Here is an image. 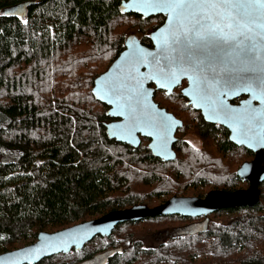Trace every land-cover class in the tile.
Returning <instances> with one entry per match:
<instances>
[{
	"label": "trees",
	"instance_id": "16d2710c",
	"mask_svg": "<svg viewBox=\"0 0 264 264\" xmlns=\"http://www.w3.org/2000/svg\"><path fill=\"white\" fill-rule=\"evenodd\" d=\"M121 3L0 0V254L112 211L204 198L212 183L211 191L249 186L237 171L252 154L227 132L214 150L178 145L170 162L144 145L109 139L107 106L94 97V81L133 31L151 46L148 34L163 22L124 15ZM200 132L203 142L219 134L212 127ZM10 152L18 159L5 161ZM261 191L258 206L217 212L204 226L203 218L180 216L128 222L80 252L40 264H82L104 254L105 264H264V183ZM170 229L185 233L153 248L137 238Z\"/></svg>",
	"mask_w": 264,
	"mask_h": 264
},
{
	"label": "snow or ice",
	"instance_id": "6c2138e0",
	"mask_svg": "<svg viewBox=\"0 0 264 264\" xmlns=\"http://www.w3.org/2000/svg\"><path fill=\"white\" fill-rule=\"evenodd\" d=\"M135 2L164 12L169 28L161 35L158 52H134L130 70L107 85L118 107L123 99L125 110L121 114L126 115L132 129L141 123L169 128L151 114L144 83L156 80L161 88L171 90L180 76L190 72L191 93L201 106L217 118L234 121L249 139L264 143V107L253 108L249 103L240 112L227 103L229 97L247 92L264 105V0ZM140 68L149 71L141 73Z\"/></svg>",
	"mask_w": 264,
	"mask_h": 264
},
{
	"label": "water",
	"instance_id": "95a60500",
	"mask_svg": "<svg viewBox=\"0 0 264 264\" xmlns=\"http://www.w3.org/2000/svg\"><path fill=\"white\" fill-rule=\"evenodd\" d=\"M120 10L124 15L136 14L146 19L162 15L166 17V20L162 26L151 32L152 47L145 46L137 35H129L119 56L104 73L95 79L92 89L94 97L100 103L109 107L107 115L121 119L120 122L106 123V133L110 140L132 146L135 149L139 148L141 144L139 134H142V136L152 140L149 144V149L154 157L166 162L175 161L177 155L173 149V144L177 141L175 135L178 128L183 127V122L154 102L155 89H151L149 85L155 84L157 90L166 91L167 95H171L176 87L182 85V80L186 78V74L180 76L178 82L170 86L171 90L169 88H161L156 80H149L144 83V91L148 93L147 106L157 121L163 120L170 126L166 130L143 123L133 130L131 122L126 115L121 114L125 110L123 99L119 101L121 107H118L116 98L107 92V85L111 81L130 70L129 60L131 54L140 50L145 53H156L159 51L161 35H166L168 32V16L164 12L143 7L136 3L135 0H122ZM148 71V68H140L141 73H148ZM191 86L184 90V94L187 93L185 96L190 97ZM192 102L194 103V101ZM194 106L205 113V110L199 105L197 106L196 103H194ZM207 119L212 123L224 125L229 130V141L232 144L238 147H245L255 153V159L251 162L243 163L237 171L238 177L249 183L248 188L234 192L213 190L205 198L175 196L154 208H150L147 205H136L129 209L112 211L98 219L80 223L55 233L41 232L36 242L17 250L0 254V264H40L45 259L56 255H67L73 251L80 252L95 238L99 236L109 238L119 225L128 222H140L148 218L180 216L193 219L204 218L201 223L204 226L209 221L210 215L217 212L258 206L261 202V185L264 183V143H258L256 140L244 136L238 130L239 125L234 121L220 118L210 119L208 117ZM104 255L109 256V254Z\"/></svg>",
	"mask_w": 264,
	"mask_h": 264
},
{
	"label": "flooded vegetation",
	"instance_id": "af4514ba",
	"mask_svg": "<svg viewBox=\"0 0 264 264\" xmlns=\"http://www.w3.org/2000/svg\"><path fill=\"white\" fill-rule=\"evenodd\" d=\"M158 17H162L163 18V22L160 26H162L164 23H165V20H166V17L165 16H156V18ZM159 26V27H160ZM158 27V28H159ZM158 28H156L155 30H157ZM154 30V31H155ZM132 34H135L137 35L136 33H132ZM150 34L151 32L148 34L149 38H150ZM137 37H139L141 39V37L139 35H137ZM142 41V39H141ZM143 43V42H142ZM144 44V43H143ZM145 45V44H144ZM145 46H148V45H145ZM148 47H152V42H151V46H148ZM191 75V73H187L186 74V78L182 80V85L179 86V87H176L173 91V93L171 95H167L166 91H163V90H157V87L155 84H150L149 87L151 89H155V92H154V102L156 104L159 105L160 108H165L169 113H172L178 120L182 121L183 122V127L182 128H178L177 132H176V143L173 144V149L174 151L176 152V147L182 142H185L184 138L181 137V132L182 130L185 128L186 126V121L185 119L183 118L184 115L187 117V118H191L193 120H196V123H197V127L198 129H203L205 130V128L207 127H212L214 129V131H218L219 132V136L220 137H223V135L227 132L229 135V130L222 124H215V123H212L210 122L208 118L210 119H217V117L213 116L212 113L205 107L201 106L198 101L193 97L191 91L189 92L190 94V97L188 96H185L184 94V90L189 88L191 83L188 79V76ZM191 89H192V86H191ZM168 97V101L171 102V104L173 103L174 105L172 106L173 110L172 109H169L167 107H164L162 106L161 102H160V98L161 97ZM194 101V103H196V105L200 106L202 109L205 110V113L203 112V110H198L195 106H194V103L192 102ZM190 102H192V104H190ZM228 103L230 104L231 107H233L234 109H237L239 110L240 112H243L245 107L250 103L251 106L253 108H257V109H260L262 107H264V105H261L260 101L259 100H254L252 99V94L251 93H247V92H241L238 96H231L229 97L228 99ZM107 106V105H106ZM109 107L107 106V111H108ZM121 119L120 118H113L111 116L108 115V119L106 120L105 123H115V122H120ZM106 127V126H105ZM140 138H141V144L139 146V148H141L143 145H147V149L150 151L149 149V144L152 142V140L148 137H144L142 136V134H139ZM129 146V145H128ZM236 146V145H235ZM132 147V146H130ZM238 147V146H237ZM133 148V147H132ZM137 148V149H139ZM240 148H245V147H240ZM135 149V148H134ZM246 149V148H245ZM248 150V149H246ZM249 151V150H248ZM151 152V151H150ZM251 152L252 154V157L247 160V161H244L243 163L245 162H251L255 159V153L252 152V151H249ZM152 154V153H151ZM156 158V157H155ZM159 159V158H157ZM161 160V159H160ZM242 163V164H243ZM243 180V179H242ZM247 182V181H246ZM249 184V183H248ZM204 219V218H203ZM90 261L88 262H85V263H89ZM107 262V261H106ZM105 262V263H106ZM85 263H82V264H85ZM104 263V264H105Z\"/></svg>",
	"mask_w": 264,
	"mask_h": 264
},
{
	"label": "rangeland",
	"instance_id": "374dc122",
	"mask_svg": "<svg viewBox=\"0 0 264 264\" xmlns=\"http://www.w3.org/2000/svg\"><path fill=\"white\" fill-rule=\"evenodd\" d=\"M132 33H136V32L133 31ZM160 102H161L162 106L167 107L168 110L169 109L173 110L172 106L174 104L173 103L171 104L170 101L161 97ZM183 118L186 121V126L181 132V137H183L185 139L184 140L185 142H183V143L181 142L180 143L181 145L187 144L196 150L204 151L205 149H208V150L209 149H212V150L217 149L219 142L223 141V137H220L218 134V135H216L217 136L216 138L212 137L211 139L207 140L206 142H203V140L200 139L198 136V134L201 132H200V129H198V127H197L196 120H193L191 118H187L185 115ZM144 146L147 148V145H144ZM18 157H19L18 152H10V153L4 155V160L5 161H13V160H17ZM213 187H214V184L212 183L210 187L204 188V190L206 191V194L209 193L212 189H214ZM227 216H230V215H227ZM197 229H198V226L194 225V226H191L189 228H186V231H187V233L192 234V233H195ZM174 233L184 234L185 229H179V230L170 229V230H165V231L160 232V233H156V234L148 236V237L138 236L137 238L139 240H142L143 244L146 247L153 248V247L159 246L162 242L166 241L170 236L174 235ZM34 242H36V240H30L29 243H21L18 245V247H24V246H27V245L34 243ZM108 258H109V256L102 255V256H99L96 259L90 261L89 263H85V264H104L108 260Z\"/></svg>",
	"mask_w": 264,
	"mask_h": 264
}]
</instances>
